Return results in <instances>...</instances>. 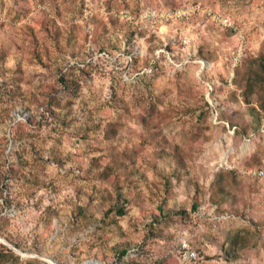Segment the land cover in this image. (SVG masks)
<instances>
[{"label":"rangeland","instance_id":"1","mask_svg":"<svg viewBox=\"0 0 264 264\" xmlns=\"http://www.w3.org/2000/svg\"><path fill=\"white\" fill-rule=\"evenodd\" d=\"M263 66L264 0H0L1 264H264Z\"/></svg>","mask_w":264,"mask_h":264},{"label":"trees","instance_id":"2","mask_svg":"<svg viewBox=\"0 0 264 264\" xmlns=\"http://www.w3.org/2000/svg\"><path fill=\"white\" fill-rule=\"evenodd\" d=\"M253 77H247V82H246V89L251 91L252 88L254 87L255 83H262V81H264V66L262 67L261 70L252 73ZM261 81V82H260ZM58 84L60 85V89L63 93V95L66 96V98H70L72 97L74 94L77 93V88L78 85L73 82L72 80L69 79H63L60 78L58 79ZM53 91V90H52ZM37 102V101H36ZM43 104L41 105L42 107H45V112L47 115H51L53 116L54 113V109L56 108V103L57 100L51 96V93L46 94V97L43 98ZM20 125V124H19ZM226 176L224 174H222L221 172L218 173L216 182L214 183L215 186L214 188L217 191V195L219 198H221V202H225L228 200L227 197H229L234 189L235 184V180L232 183V185L228 184V182L225 181ZM194 195L197 196L198 198H203L206 194L205 190H203V188L201 186L198 185V183L194 184ZM200 205V201L199 200H193L192 204H191V208L192 211H196L198 209ZM117 207V206H116ZM114 207V208H116ZM116 212L118 213V216H123L125 215V210L124 208H116ZM186 210H181L178 213H176L174 216H180L182 218H186ZM127 253V247H122L120 248V250L118 251V255L123 257L125 254ZM7 257H13L15 258V256L11 253L8 252V254H0V264L2 262H7L8 260L6 259ZM27 264H38L35 261H29Z\"/></svg>","mask_w":264,"mask_h":264},{"label":"built area","instance_id":"3","mask_svg":"<svg viewBox=\"0 0 264 264\" xmlns=\"http://www.w3.org/2000/svg\"><path fill=\"white\" fill-rule=\"evenodd\" d=\"M200 10L203 9L200 7L198 8L190 7L188 9H178V10H163V11L149 10L144 14V17L165 23L169 21L179 22L186 19L191 14H194V12L197 11L199 12ZM219 22L220 24H222L224 28L233 29V31H235L234 26L227 18L219 19ZM240 53L241 52L238 51L239 55ZM244 173L251 178L264 179V168L250 169V170H246Z\"/></svg>","mask_w":264,"mask_h":264},{"label":"water","instance_id":"4","mask_svg":"<svg viewBox=\"0 0 264 264\" xmlns=\"http://www.w3.org/2000/svg\"><path fill=\"white\" fill-rule=\"evenodd\" d=\"M14 251H16L17 253H19V251L15 250L14 248H12Z\"/></svg>","mask_w":264,"mask_h":264}]
</instances>
